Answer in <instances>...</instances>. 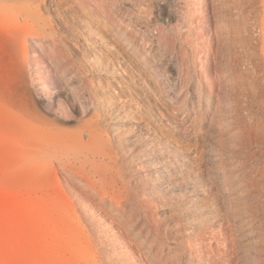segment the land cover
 <instances>
[{
  "label": "rangeland",
  "instance_id": "rangeland-1",
  "mask_svg": "<svg viewBox=\"0 0 264 264\" xmlns=\"http://www.w3.org/2000/svg\"><path fill=\"white\" fill-rule=\"evenodd\" d=\"M220 2L0 0V264H264V126L246 128L263 101L228 78L250 51L215 33ZM78 37L106 65L77 54ZM116 104L159 130L196 181L181 157L164 168L132 154ZM26 114L102 153L31 164ZM192 187L203 201L187 207Z\"/></svg>",
  "mask_w": 264,
  "mask_h": 264
},
{
  "label": "bare ground",
  "instance_id": "bare-ground-1",
  "mask_svg": "<svg viewBox=\"0 0 264 264\" xmlns=\"http://www.w3.org/2000/svg\"><path fill=\"white\" fill-rule=\"evenodd\" d=\"M212 1H214V0H212ZM221 1H222V2H220L221 3V6H220L221 10H217V9L216 10H217V14H219L221 17L220 21H222L223 27L221 26L220 29H216L215 33L218 34V36L223 35V36L227 37L228 39L230 38V40L232 39L233 40L232 42L240 43V47L247 48L250 51V53H248L243 58L241 64L231 62L232 63L231 68H229V66H228V68H229V71L227 73V74H229L228 78H230V80H232V82L235 84L236 89L243 91V94L245 97H247L249 94L254 93V94H257V96L261 98L259 101H261V100L263 101V102L261 101L262 105L259 107V113L257 116L254 112H252V109L247 114V116H248L247 118H251L254 120L251 121L250 123H248L246 128L253 130V128L255 127L258 129V128H261L264 126V36L261 35V31L264 30V0H221ZM215 3H217V1H215ZM215 7H216V5H215ZM93 14H91V15H93ZM96 16L97 15H95V17ZM37 19H39V18H36V20ZM96 23H98V22L96 21ZM96 23H95V25H96ZM81 24L82 23H80V25ZM106 24H108V23H106ZM82 26H80V27H82ZM86 26L87 25H85L84 28H82L83 30H81V31H84L86 34L91 35V36H92L93 31L95 32V30L98 29V25H97V27L94 26L95 30H93V31L91 30L92 28L90 29V28H87ZM78 27H79V25H78ZM88 27H89V25H88ZM103 29H105V28H103ZM110 29L111 28H109V29L107 28L108 31ZM99 30H100V28H99ZM100 31H102V29ZM96 33H98V32H96ZM94 36H96V34ZM70 40H72V39H70ZM222 40H223V38H222ZM75 47H76L75 52L77 54L81 53V54L87 55L90 58L91 57L94 58L93 60L95 61L96 65L105 64L106 60L103 58L104 56L102 55V52H100V50H98V48H96L94 46V44L88 42L85 38L80 37L79 41H78V45L75 44ZM201 49H203V47ZM201 51H203V50H201ZM198 53H199V51H198ZM202 53H204V52H202ZM88 57H87V59H88ZM240 58H242V57H240ZM70 60L71 59L67 55H65V64L66 65H69ZM85 60H86V58H85ZM74 61H76V60H74ZM85 62L83 64H85ZM72 64H74V63H72ZM87 64H90V63L87 62ZM228 65H230V64H228ZM118 66L120 67V63H118ZM104 76L108 77L109 75L104 74ZM228 86H230V85H228ZM231 88H232V85H231ZM248 98H250V97H248ZM251 108H252V106H251ZM114 111H115V116L117 115L116 116L117 118L112 123H113V125H115V127L118 128L119 131H122L123 129H125L124 128L125 124H129L130 126H132L130 128H131V130H133V133H131L132 131L131 132L128 131L126 136H125V138L127 139L125 141H127V142L130 141L129 142L130 145L135 147L133 152H131L132 154L134 153L135 155H137V157L140 155L141 161H143V163H145V164H150V163L157 161L158 164L164 168L165 167L168 168L169 165H172L171 158L174 159V158H176V156H178L177 155L178 150L175 147L170 146V143L164 139V135L159 130H157L156 128H154L150 124L140 122L137 119H135L133 116L128 115L126 112L125 106H123L121 104H119V105L116 104V106H114ZM26 118L28 119L26 122H29V123H26L24 120V123H26L27 125H24V126L22 125L23 127L22 126H20V127L22 128V131H24V134L26 136L25 141H26L27 153L25 155L28 158V162L31 161V164H33L32 162H35L36 164H40V165L42 164L43 165L47 161H49V159L55 158L58 153L73 154L74 156H78L79 158L81 157L80 155L83 154V157H84L83 159L85 161L92 162V158H91L92 152H94V154L102 153L100 147H97V146L94 147L95 144L93 145L92 140H90L89 142H84L83 139L79 135L74 134L73 132H71L67 128L66 129H63V128L53 129L52 125H54V123L52 121H48V120H45L41 117H37V116L29 115V114H26ZM15 133H16V131H15ZM162 136H163V138H162ZM21 139H23V138L21 137ZM127 146H128V144H127ZM161 147L164 148V150H166V152L162 151ZM21 153H22V151H21ZM131 157H133V156H131ZM178 157H181V159L183 160L182 161L183 163L181 164V171L183 173H186L187 175L189 174V176H191V177H194L193 179L196 181L195 177H197V176H195V174L192 173L193 171L191 170V167L189 166L190 164L188 165V163H185V158L183 159L182 156H178ZM215 158H216V156H215ZM177 164H179V163H177ZM27 166H28V164H27ZM149 175L151 176L152 174L149 173ZM173 178H174V176H173ZM157 187H158L157 183L156 184L154 183L153 187L150 188L151 194H153L156 191ZM185 191H187V193H185V195L183 194L184 198L182 201L184 204H186L187 207L191 204H194V202L196 200L197 201L202 200V197H203L202 192L199 189L197 190L196 188L192 187V188H190V190H187V188H186ZM168 192H169V190H168ZM173 195H174V193H173ZM223 198H225V197L223 196ZM170 200H172V198ZM228 200L226 199V202ZM199 203H201V202H199ZM224 204L226 205V203H224ZM197 205H199V204H197ZM199 207H201V209H200L201 215L203 212H207L209 214L215 213V212H213L214 210L202 209V207H205V206L199 205ZM195 210H196V208H195ZM185 211H188V210H185ZM189 211H191V208H189ZM189 215H192V214H189ZM194 219H196V218H194ZM113 246H115V245H113ZM116 247H117V245L115 246V248Z\"/></svg>",
  "mask_w": 264,
  "mask_h": 264
}]
</instances>
